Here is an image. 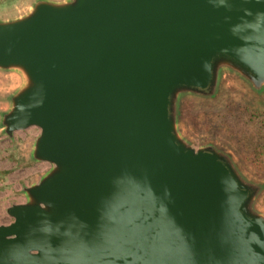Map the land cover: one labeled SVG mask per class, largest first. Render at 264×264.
<instances>
[{
  "label": "water",
  "instance_id": "95a60500",
  "mask_svg": "<svg viewBox=\"0 0 264 264\" xmlns=\"http://www.w3.org/2000/svg\"><path fill=\"white\" fill-rule=\"evenodd\" d=\"M264 91V0H35L0 18V136L39 129L0 264H264V180L182 130L228 73ZM189 99V100H188Z\"/></svg>",
  "mask_w": 264,
  "mask_h": 264
},
{
  "label": "rangeland",
  "instance_id": "374dc122",
  "mask_svg": "<svg viewBox=\"0 0 264 264\" xmlns=\"http://www.w3.org/2000/svg\"><path fill=\"white\" fill-rule=\"evenodd\" d=\"M35 0H0V18H10L26 14ZM12 83L10 77L0 73V108L6 102L7 90ZM189 100V99H188ZM264 109V91L257 93L242 77L235 73L226 75L223 88L218 95L206 100L190 99L183 107L182 130L197 142H214L230 150L241 170L252 181L264 180V173L257 166L249 149L243 145L235 125L230 123L242 113V108ZM251 129L250 113L243 115ZM39 129L18 131L14 137L0 136V215L11 202H23L22 184H30L46 168L43 164L31 163L28 159L32 138ZM253 134V130L251 131ZM255 139V137H251ZM250 138V139H251ZM47 166V164H45ZM264 210V195L259 200ZM1 222L9 221L7 214Z\"/></svg>",
  "mask_w": 264,
  "mask_h": 264
},
{
  "label": "trees",
  "instance_id": "16d2710c",
  "mask_svg": "<svg viewBox=\"0 0 264 264\" xmlns=\"http://www.w3.org/2000/svg\"><path fill=\"white\" fill-rule=\"evenodd\" d=\"M250 113V118L252 120L251 129L248 126V119L243 115ZM231 125H235L239 136L246 137L243 141V145H245L246 149H249L251 158L256 161L258 164V168L264 173V109H249L242 108L241 115L234 118V120L230 123ZM253 130V134L251 131ZM251 137H255L252 139ZM251 138V139H250Z\"/></svg>",
  "mask_w": 264,
  "mask_h": 264
},
{
  "label": "built area",
  "instance_id": "2783aa9c",
  "mask_svg": "<svg viewBox=\"0 0 264 264\" xmlns=\"http://www.w3.org/2000/svg\"><path fill=\"white\" fill-rule=\"evenodd\" d=\"M45 164H47V163H45ZM45 164H43V165L45 166V168H48L49 165L47 164V166H46ZM4 215H6V214H1L2 219H4V218H3ZM7 217H9V216L7 215ZM12 220H13V219H12L11 217H9V221H5V223H9V222H11Z\"/></svg>",
  "mask_w": 264,
  "mask_h": 264
}]
</instances>
